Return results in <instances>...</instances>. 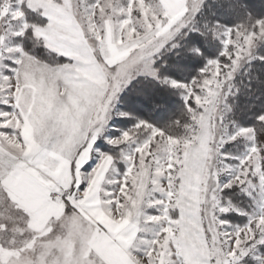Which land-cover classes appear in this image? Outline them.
<instances>
[{
    "label": "snow or ice",
    "instance_id": "1",
    "mask_svg": "<svg viewBox=\"0 0 264 264\" xmlns=\"http://www.w3.org/2000/svg\"><path fill=\"white\" fill-rule=\"evenodd\" d=\"M207 4L0 0V264H264V107L242 125L237 82L264 65V17L230 0L247 19L228 27ZM209 35L218 57L174 78ZM162 89L184 101L163 127L125 107Z\"/></svg>",
    "mask_w": 264,
    "mask_h": 264
},
{
    "label": "trees",
    "instance_id": "2",
    "mask_svg": "<svg viewBox=\"0 0 264 264\" xmlns=\"http://www.w3.org/2000/svg\"><path fill=\"white\" fill-rule=\"evenodd\" d=\"M241 3L247 5L248 10L251 11L254 18L264 17V0H241ZM229 4L230 0H208L207 6L201 10L198 14V18L201 20L208 19L213 22L219 21L220 24L227 25L228 27L244 22L247 19L244 11H233L230 9ZM208 41L209 43L204 46L207 52L206 58H197L190 61L186 72L172 73L173 77L180 80H188L197 77L200 73V69L205 65L206 60L219 55L222 48L221 42L213 39L211 35H209ZM38 51L43 50L39 49ZM260 51L264 52V46L260 48ZM247 67L248 65L237 75V82H242L240 86L244 89L239 96L240 109L242 110L239 115V122L244 126L251 125L254 122V114L264 107V84L253 81L252 91H247L248 75L259 73L261 79L264 80V65H260L257 62L252 68V72L246 75ZM160 98L163 100V106L159 108L148 106L140 107L135 103H129L125 105V107L133 110L140 118L149 121L157 127H163L177 118L184 106V101L178 90L171 89H162ZM253 105L255 107H250ZM118 126L125 127V125ZM126 127H131V125L128 124ZM98 143H103V141H98Z\"/></svg>",
    "mask_w": 264,
    "mask_h": 264
},
{
    "label": "rangeland",
    "instance_id": "3",
    "mask_svg": "<svg viewBox=\"0 0 264 264\" xmlns=\"http://www.w3.org/2000/svg\"><path fill=\"white\" fill-rule=\"evenodd\" d=\"M216 40H218V39H216ZM220 41V40H219ZM222 45V44H221ZM222 49V48H221ZM218 57V56H217ZM217 57H213V58H217ZM213 58H209V59H213ZM247 65H245L244 66V68L246 67ZM204 67V66H203ZM202 67V68H203ZM202 68L200 69V72H201V70H202ZM244 68H242L241 70H240V72L244 69ZM239 72V73H240ZM238 73V74H239ZM175 78V77H174ZM193 78H195V77H193ZM193 78H191V79H188V80H183L184 82H190ZM177 79V78H176ZM179 91V90H178ZM179 94H180V91H179ZM180 96H181V94H180ZM182 97V96H181ZM238 152H243L244 151V146H243V144H240L239 146H238V148L236 149ZM235 190H236V192H235ZM231 195H232V199H233V201L234 202H238V203H240V205L242 206V207H244L245 209H246V211H248L249 213H253V212H256V211H258V210H260V205L258 204V202L256 201V200H253L252 198H250L248 195H246L245 193H243V192H241L239 189H238V191H237V189L236 188H234L233 190H231V193H230ZM232 218H233V223L234 224H237V225H243V224H245V223H247L248 222V219H249V217L248 216H239V215H236V214H232ZM19 239H21V237L19 238ZM40 247L41 246H37L35 249H34V252L32 253V255L31 256H27V258H26V260L27 259H31L32 257H33V255L36 253V252H38L39 250H40ZM5 255H7V254H5ZM25 256V255H24ZM21 259H23V257L21 258ZM25 260V259H24ZM23 261V260H22Z\"/></svg>",
    "mask_w": 264,
    "mask_h": 264
},
{
    "label": "crops",
    "instance_id": "4",
    "mask_svg": "<svg viewBox=\"0 0 264 264\" xmlns=\"http://www.w3.org/2000/svg\"><path fill=\"white\" fill-rule=\"evenodd\" d=\"M19 238H20V237H17L18 240H19ZM37 246H41L39 242H37L35 248H36ZM33 252H34V249H33L32 251H27V250H25V253H24L25 256H23V259H22V260H24V259L26 260L27 256H31ZM27 260H29V259H27Z\"/></svg>",
    "mask_w": 264,
    "mask_h": 264
}]
</instances>
